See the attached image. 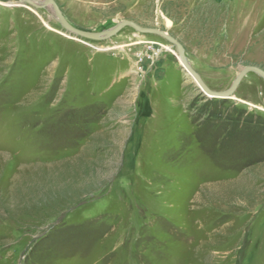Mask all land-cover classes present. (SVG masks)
Returning <instances> with one entry per match:
<instances>
[{
    "label": "rangeland",
    "instance_id": "rangeland-1",
    "mask_svg": "<svg viewBox=\"0 0 264 264\" xmlns=\"http://www.w3.org/2000/svg\"><path fill=\"white\" fill-rule=\"evenodd\" d=\"M55 1L212 90L264 70V0ZM177 55L0 0V264H264V79L209 97Z\"/></svg>",
    "mask_w": 264,
    "mask_h": 264
},
{
    "label": "water",
    "instance_id": "water-1",
    "mask_svg": "<svg viewBox=\"0 0 264 264\" xmlns=\"http://www.w3.org/2000/svg\"><path fill=\"white\" fill-rule=\"evenodd\" d=\"M47 2L51 5L58 23L61 24V26L67 30L70 33H73L77 36L88 38V39H103L106 37H109L111 35H114L117 33L122 27L124 26H130L134 30L141 32V33H151L156 34L158 36H161L165 40H167L170 44H172L175 47V50L179 54L180 58L183 60L181 66L186 70V72L191 76V78L195 81V83L199 86V88L209 97H215V98H227L229 97L236 89L237 85L239 84L240 80L249 72H253L260 77L264 79V70L261 69L258 66L254 65H246L243 66L240 71L236 74L233 82L231 85L224 90H212L210 89L201 79L199 74L191 67V65L186 60V56L184 54L183 47L179 41H177L175 38H173L171 35H169L167 32L157 29V28H149V27H142L140 25H137L136 23L130 21V20H120L112 27L105 29L101 32H92L83 30L80 28H77L73 26L64 16L63 12L61 11L59 5L56 3L55 0H47Z\"/></svg>",
    "mask_w": 264,
    "mask_h": 264
},
{
    "label": "bare ground",
    "instance_id": "bare-ground-1",
    "mask_svg": "<svg viewBox=\"0 0 264 264\" xmlns=\"http://www.w3.org/2000/svg\"><path fill=\"white\" fill-rule=\"evenodd\" d=\"M17 1H19L21 4H24V5H26L27 7H30V8H34L36 6L43 5V6L46 7V9L48 10V13L52 16V18L57 20V17L55 15L51 5L47 2V0H17ZM179 60H180V63L182 64L183 60L180 58V56H179ZM186 60L188 61L187 58H186ZM186 74H188V73L186 72Z\"/></svg>",
    "mask_w": 264,
    "mask_h": 264
}]
</instances>
